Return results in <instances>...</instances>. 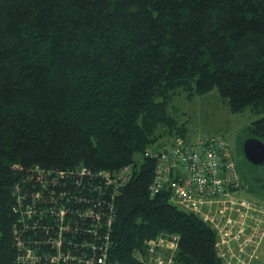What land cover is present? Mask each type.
Here are the masks:
<instances>
[{
    "label": "trees",
    "instance_id": "trees-1",
    "mask_svg": "<svg viewBox=\"0 0 264 264\" xmlns=\"http://www.w3.org/2000/svg\"><path fill=\"white\" fill-rule=\"evenodd\" d=\"M214 88L233 112H263L244 131L264 141V0H0V264H15L11 188L26 170L125 165L111 258L139 264L135 250L172 233V264H223L210 223L152 194L146 155L184 135L176 93ZM239 168L242 195L264 204V177Z\"/></svg>",
    "mask_w": 264,
    "mask_h": 264
},
{
    "label": "built area",
    "instance_id": "built-area-1",
    "mask_svg": "<svg viewBox=\"0 0 264 264\" xmlns=\"http://www.w3.org/2000/svg\"><path fill=\"white\" fill-rule=\"evenodd\" d=\"M156 152L152 146L146 153L157 155L152 194L167 191L169 201L210 223L223 264H249L264 237V204L240 193L228 142L220 135L195 142L176 137ZM132 173V165L26 170L11 188L15 264H120L110 255L112 201ZM178 240L177 234L160 233L134 257L139 264H169Z\"/></svg>",
    "mask_w": 264,
    "mask_h": 264
},
{
    "label": "rangeland",
    "instance_id": "rangeland-1",
    "mask_svg": "<svg viewBox=\"0 0 264 264\" xmlns=\"http://www.w3.org/2000/svg\"><path fill=\"white\" fill-rule=\"evenodd\" d=\"M172 103L173 108L171 107ZM171 105L169 107L172 108L171 113L175 115L177 122L184 126L183 137L185 139H183L185 141L191 142L220 135L228 142L239 172V165L242 163L243 170L252 175V184L259 174L262 178L264 177L263 165L252 166L240 156L243 137L247 135V132L244 131L245 128L254 119L262 116L263 112H257L251 106L239 112L231 111L217 88L202 95L194 96H186L183 91L176 93L172 98ZM134 160L137 162V169L140 170L144 160L143 154L136 152ZM249 181L251 184L250 179ZM178 206L180 207V205ZM251 264H264V242L259 246Z\"/></svg>",
    "mask_w": 264,
    "mask_h": 264
},
{
    "label": "water",
    "instance_id": "water-1",
    "mask_svg": "<svg viewBox=\"0 0 264 264\" xmlns=\"http://www.w3.org/2000/svg\"><path fill=\"white\" fill-rule=\"evenodd\" d=\"M242 151L244 157L254 165L264 164V141L249 136L243 140Z\"/></svg>",
    "mask_w": 264,
    "mask_h": 264
},
{
    "label": "crops",
    "instance_id": "crops-1",
    "mask_svg": "<svg viewBox=\"0 0 264 264\" xmlns=\"http://www.w3.org/2000/svg\"><path fill=\"white\" fill-rule=\"evenodd\" d=\"M182 138H184V137H182ZM185 139V138H184ZM199 140V139H198ZM195 141H197V140H194V141H191V142H195ZM187 142H189V141H187ZM232 152V151H231ZM233 154V153H232ZM233 158H234V156H233ZM234 160H235V158H234ZM236 162V161H235ZM237 165V164H236ZM240 193L241 194H243V190L242 191H240ZM244 193H245V191H244ZM264 242V237H263V239L260 241V243L258 244V246H257V248H256V250H255V255L253 256V257H251L250 258V260H249V264H251V262L253 261V259H254V257L256 256V253H257V250H258V248H259V246L262 244ZM172 263V262H171ZM170 264V263H169Z\"/></svg>",
    "mask_w": 264,
    "mask_h": 264
}]
</instances>
